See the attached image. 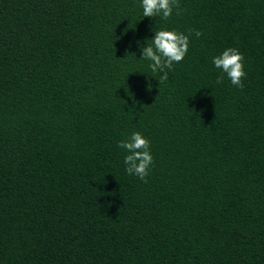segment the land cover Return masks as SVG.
<instances>
[{"label":"trees","instance_id":"trees-1","mask_svg":"<svg viewBox=\"0 0 264 264\" xmlns=\"http://www.w3.org/2000/svg\"><path fill=\"white\" fill-rule=\"evenodd\" d=\"M179 7L0 0V264H264V0ZM161 29L193 31L159 84L141 46ZM229 47L243 89L216 83Z\"/></svg>","mask_w":264,"mask_h":264},{"label":"clouds","instance_id":"clouds-1","mask_svg":"<svg viewBox=\"0 0 264 264\" xmlns=\"http://www.w3.org/2000/svg\"><path fill=\"white\" fill-rule=\"evenodd\" d=\"M143 17H160L167 21L173 14H180L179 0H141ZM193 30H189V35ZM189 35L176 30L161 29L155 31V35L147 46H141V59L151 63L149 68L152 73H160L159 84L167 81L169 72L174 64H178L185 58L189 49ZM203 35L200 31H195L197 38ZM140 43L139 41L137 42ZM212 63L216 69L221 71L216 79V83L222 84L226 74L231 84L243 89V80L247 73L244 69V56L236 48H227L220 55L212 58ZM118 147L128 154L124 158L125 171L129 175H135L140 180L147 182L146 178L150 174L153 165V156L150 151V141L140 132H133L126 140L118 143Z\"/></svg>","mask_w":264,"mask_h":264}]
</instances>
